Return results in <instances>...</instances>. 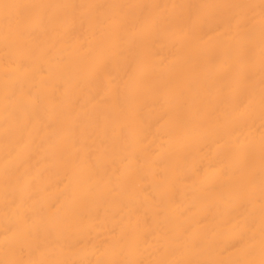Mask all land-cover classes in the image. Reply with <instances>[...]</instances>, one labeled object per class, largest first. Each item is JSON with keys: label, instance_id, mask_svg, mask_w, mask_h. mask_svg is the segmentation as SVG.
Returning a JSON list of instances; mask_svg holds the SVG:
<instances>
[{"label": "bare ground", "instance_id": "6f19581e", "mask_svg": "<svg viewBox=\"0 0 264 264\" xmlns=\"http://www.w3.org/2000/svg\"><path fill=\"white\" fill-rule=\"evenodd\" d=\"M0 264H264V0H0Z\"/></svg>", "mask_w": 264, "mask_h": 264}]
</instances>
